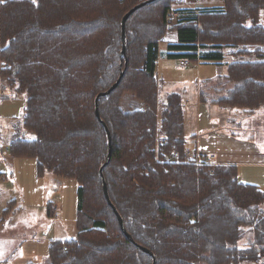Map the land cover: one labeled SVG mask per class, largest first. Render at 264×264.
Wrapping results in <instances>:
<instances>
[{"label":"trees","instance_id":"16d2710c","mask_svg":"<svg viewBox=\"0 0 264 264\" xmlns=\"http://www.w3.org/2000/svg\"><path fill=\"white\" fill-rule=\"evenodd\" d=\"M142 1L0 3V83L25 96L22 135L4 153L33 159L38 178L50 173L56 182L77 183L75 237L50 242L47 264H152L126 239L104 197V125L111 139L102 170L110 201L155 264H264V191L240 183L236 166L189 149L181 96L161 98L155 75L160 44H166L162 56L193 64L220 61L228 49L227 80L240 85L215 104L246 115L263 107L264 0L144 5L125 22V64L121 19ZM204 2L219 5L192 8ZM171 10L178 15L168 20ZM122 71L116 88L97 101L98 120L95 98ZM125 92L143 108L123 111ZM12 209L10 202L0 212V224Z\"/></svg>","mask_w":264,"mask_h":264},{"label":"rangeland","instance_id":"374dc122","mask_svg":"<svg viewBox=\"0 0 264 264\" xmlns=\"http://www.w3.org/2000/svg\"><path fill=\"white\" fill-rule=\"evenodd\" d=\"M162 50L164 44L159 45L156 65L160 97L165 96L167 92L177 91L185 93L186 97L193 96L196 101V95H192L193 90L198 86L195 70L209 69V67L191 63L189 68L179 69L178 62L162 56ZM181 88H184V91L180 90ZM262 95L261 93L260 96ZM132 100L138 101L130 92H125L119 105L123 103L126 107L125 104L131 105ZM245 103L252 105L254 100H246ZM24 105V95L17 94L12 88L4 89L0 83V173L7 176V179L0 180V211L5 209L8 202H13L10 216L0 225V264H47V250L51 239L71 240L76 234L77 183L73 180H61L56 184L58 187L56 190L57 188L52 185L54 181L52 174L47 173L42 180L37 178L33 159L13 158L9 152L4 153L5 148L22 135ZM140 105L142 106L138 101V106ZM144 107L147 109V105ZM122 109L124 111L126 108ZM233 112L238 113V111ZM235 117L237 121L245 120L244 115L241 114ZM260 123L262 122L254 121L249 125L257 126ZM233 129L236 133L248 134L247 130L237 126H233ZM254 136L257 138L255 134ZM258 143L264 146V141ZM254 171L264 185V169ZM49 202L57 205V212L52 217L47 215L46 206ZM126 239L129 240L127 237ZM132 241L130 242L141 250L143 246L133 239ZM241 243H245V240ZM242 264L262 263L254 261Z\"/></svg>","mask_w":264,"mask_h":264},{"label":"crops","instance_id":"0c3cea01","mask_svg":"<svg viewBox=\"0 0 264 264\" xmlns=\"http://www.w3.org/2000/svg\"><path fill=\"white\" fill-rule=\"evenodd\" d=\"M217 5L219 4L204 2L194 5L192 8L199 9ZM261 21L264 24V10L261 14ZM168 39L169 41H174L175 35L172 33L169 34ZM165 49L166 44H164L162 54L165 53ZM231 57V53L226 49L223 50L222 59L220 61L203 60L197 64L207 66L209 69L204 68V70H195L198 86L195 87L192 95H196V101H194L193 96L186 97L185 93L177 91H170L167 92V94L178 93L181 96L184 113L185 139L187 140L189 149L194 154L214 158V164L236 166L240 183L252 185L264 191V188H262L264 185H262L256 171H254L264 169V146L258 143L264 141V106L255 110L252 114L246 115L239 109L222 107L214 102L219 98L225 97L226 94L240 85L239 82L231 83L227 80L228 66L232 62ZM177 67L182 69L179 65ZM157 80L159 81L158 78ZM180 90L184 91V88ZM130 102L131 105L125 104L126 107L123 106V103L121 104L122 108H126L124 111L143 108L141 105L138 106V101L136 100ZM233 111H238V113ZM237 114L244 115L245 120L237 121L235 117ZM253 119H255L254 121H260L262 123L257 126H250L249 123L254 122ZM233 126L247 130L248 134L236 133ZM254 134L260 140H258ZM18 174L19 173H17V175ZM1 179L5 180L7 176L0 173V180ZM39 179L42 180L43 177ZM58 183L59 182L52 181L53 187L55 186L57 188L56 190H58L56 186ZM48 204L50 205L52 215H55L57 212V205L51 204L50 202ZM8 205L9 202L6 207H8ZM52 241L55 240L51 239L50 242Z\"/></svg>","mask_w":264,"mask_h":264},{"label":"water","instance_id":"95a60500","mask_svg":"<svg viewBox=\"0 0 264 264\" xmlns=\"http://www.w3.org/2000/svg\"><path fill=\"white\" fill-rule=\"evenodd\" d=\"M153 1L155 0H146L144 2H141L137 5H135L134 7H132L130 10H128L122 17L121 19V42H122V49H121V52H120V55L121 57L124 58L125 60V64H126V34H125V22L127 21L128 17L138 8L146 5V4H149V3H152ZM123 75V71L120 73L119 77L117 78V80L110 86V88L104 92H101L99 93L96 98H95V115H96V118L98 120H100V116H99V112H98V104H97V101L99 99V97H103V96H108L110 92H112L116 86L119 84L120 80H121V77ZM103 124V122H102ZM104 125V124H103ZM105 131H106V135H107V158H106V161L105 163L100 167V170H99V174H100V177H101V180H102V189H103V193H104V197L106 199V202L107 204L110 206V208L112 209L113 213L115 214L117 220H118V223H119V226H120V229L122 231V233L131 241V237L129 234H127L126 230H125V227H124V224H123V220L122 218L120 217V215L118 214L116 208L113 206V204L111 203L110 201V198H109V195H108V191H107V186H106V183H105V180H104V177H103V173H102V170L104 168V166L109 162L110 160V157H111V139H110V135H109V131L107 129V127L104 125L103 126ZM141 250L147 254H149L152 258V264H155L156 260H155V256L146 248L142 247Z\"/></svg>","mask_w":264,"mask_h":264},{"label":"built area","instance_id":"2783aa9c","mask_svg":"<svg viewBox=\"0 0 264 264\" xmlns=\"http://www.w3.org/2000/svg\"><path fill=\"white\" fill-rule=\"evenodd\" d=\"M178 11L175 10H171L167 13L166 18L169 20L171 18H175L177 17ZM179 67H181L182 69H186L188 67H190L191 63L188 60L182 59L178 62ZM8 150L6 149L5 152H7ZM186 156H190V153H187Z\"/></svg>","mask_w":264,"mask_h":264},{"label":"snow or ice","instance_id":"6c2138e0","mask_svg":"<svg viewBox=\"0 0 264 264\" xmlns=\"http://www.w3.org/2000/svg\"><path fill=\"white\" fill-rule=\"evenodd\" d=\"M3 2V0H0V3H2ZM33 2H35V0H33Z\"/></svg>","mask_w":264,"mask_h":264}]
</instances>
